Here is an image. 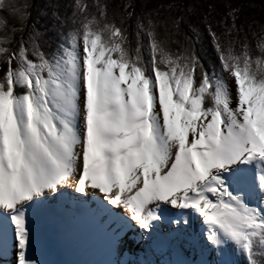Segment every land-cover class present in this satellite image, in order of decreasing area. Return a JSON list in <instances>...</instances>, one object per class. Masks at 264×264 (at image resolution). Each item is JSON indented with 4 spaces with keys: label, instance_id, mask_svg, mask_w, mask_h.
<instances>
[{
    "label": "snow or ice",
    "instance_id": "obj_1",
    "mask_svg": "<svg viewBox=\"0 0 264 264\" xmlns=\"http://www.w3.org/2000/svg\"><path fill=\"white\" fill-rule=\"evenodd\" d=\"M32 7L0 0V264H52L54 219L97 257L72 264H152L120 259L129 231L160 264H264V35L231 9L205 64L178 3L131 35V5H52L48 40Z\"/></svg>",
    "mask_w": 264,
    "mask_h": 264
},
{
    "label": "rangeland",
    "instance_id": "obj_2",
    "mask_svg": "<svg viewBox=\"0 0 264 264\" xmlns=\"http://www.w3.org/2000/svg\"><path fill=\"white\" fill-rule=\"evenodd\" d=\"M105 0H102V2ZM175 0H138V6L144 7L151 12L152 8H161L163 4H173ZM128 1L125 2L127 4ZM188 8L193 14L192 16L199 22L201 28L203 29L205 35L207 36V41L209 47L213 50L210 38L207 35V27L210 25L217 34L225 31L223 25H231L232 17L229 16L231 9H238L236 12L235 25L237 29H243L242 31L233 30V34L236 35L239 39H247L253 47L256 44V40L253 37V33L257 36L264 35V23L255 19H251L252 15L255 13H261L264 16V0H188ZM244 12H248L250 17H246L245 24H243L242 17H244ZM152 17H155L156 14L153 12ZM240 15V16H239ZM157 19V16H156ZM223 22V23H222ZM215 56V53L213 51ZM229 84L232 83L231 80L228 81ZM49 223H52L49 222ZM163 229V228H162ZM48 229L45 227V232ZM61 236L60 230L55 232V237ZM163 251H158L156 249H149L145 246L144 249H136L135 253H140L143 256H146V259L151 261L152 264H160L164 255L160 256ZM189 257L192 258V253H188ZM73 259V258H72ZM71 259V260H72ZM236 260V258H233ZM238 262V261H237Z\"/></svg>",
    "mask_w": 264,
    "mask_h": 264
},
{
    "label": "trees",
    "instance_id": "obj_3",
    "mask_svg": "<svg viewBox=\"0 0 264 264\" xmlns=\"http://www.w3.org/2000/svg\"><path fill=\"white\" fill-rule=\"evenodd\" d=\"M126 1H128L127 3L128 5L132 6V11H133V18L126 20L128 32L131 35L133 32L134 24H135V17L137 15H141L143 17L146 14L150 13V11L144 7L138 6V0H105L103 2L108 5L110 12H121L122 13L124 11V5ZM21 2H23V0H21ZM28 2L33 6L30 9L32 18L38 19L39 21V23L37 24V30L45 31V29H47L44 39L48 40L49 37H52L53 39H55L58 33L52 29L51 7L50 6L52 5L58 6V13L61 16H63L67 14L65 6L68 5L71 2V0H28ZM176 3L180 4L181 8L184 9L183 15L185 17V22L181 25V30L184 32L185 35H189V36H192L193 28H195L198 32H200L202 34L203 44L198 43L195 45L197 53L201 57H203V62L205 64L213 62L215 59L213 50L209 47L207 36L205 35L203 29L201 28L199 22L195 19V17L192 16L193 14L191 13L187 5L188 0H175L173 4H176ZM37 8L40 9L39 16H37ZM161 13L163 15H167V13L163 11V9H161ZM180 14H181L180 9H177L175 12L172 13L173 16H179ZM244 15L245 16L242 17L243 24H245L246 21H248L245 18L250 17L248 12H244ZM252 16L254 17H252L251 19H255V20H258L264 23L263 14L255 13ZM152 18L156 19V16ZM29 23H32L31 19L29 20ZM237 264H239V261L237 262ZM241 264H246V262L242 261Z\"/></svg>",
    "mask_w": 264,
    "mask_h": 264
},
{
    "label": "bare ground",
    "instance_id": "obj_4",
    "mask_svg": "<svg viewBox=\"0 0 264 264\" xmlns=\"http://www.w3.org/2000/svg\"><path fill=\"white\" fill-rule=\"evenodd\" d=\"M53 221L54 220H52V222ZM45 227L48 229V231L45 232L47 243L44 249V258L50 260L52 264H72L73 261L77 260L97 258L91 255L81 254L77 252L74 249L71 240L64 237L63 235L55 237V232L57 230H60L59 224L57 225V227H55L53 223H48L45 225ZM161 231H163V229H161ZM145 246L146 245L144 244V242L142 240H139L136 233L129 231L125 237L124 248L123 252L121 253L120 259L130 262L142 260L149 261L146 259V256H143L140 253H135L136 249H139L140 247V249L142 250L145 248ZM160 251H163L162 254L161 252H159L160 256L164 255L165 257L163 258L167 259L168 253L164 250Z\"/></svg>",
    "mask_w": 264,
    "mask_h": 264
}]
</instances>
